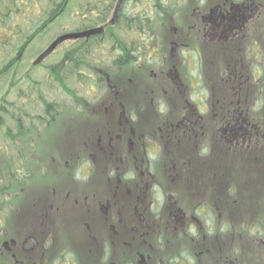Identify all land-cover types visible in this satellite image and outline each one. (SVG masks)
I'll use <instances>...</instances> for the list:
<instances>
[{"label":"flooded vegetation","instance_id":"flooded-vegetation-1","mask_svg":"<svg viewBox=\"0 0 264 264\" xmlns=\"http://www.w3.org/2000/svg\"><path fill=\"white\" fill-rule=\"evenodd\" d=\"M107 1L76 30L104 26L111 45L73 41L66 51L90 48L75 76H53L62 60L46 66L64 99L16 119L12 138L30 150L1 159L11 202L0 204V264H246L224 213L244 241L264 211V0H124L117 19L119 0ZM27 63L20 52L14 79L42 88L41 66ZM19 91L22 112L19 95L33 90ZM63 115L56 150L42 155L37 140Z\"/></svg>","mask_w":264,"mask_h":264},{"label":"rangeland","instance_id":"rangeland-1","mask_svg":"<svg viewBox=\"0 0 264 264\" xmlns=\"http://www.w3.org/2000/svg\"><path fill=\"white\" fill-rule=\"evenodd\" d=\"M109 1L110 0H108L106 3H108ZM95 2L96 0H22V9H20V14L17 12L14 13V11L11 13V17H13L14 20L13 23L11 25H0V47L4 46L7 41L10 42L9 44H7L8 47L0 48V66L2 64H7V62H9V60L11 59H16L20 53L23 43L27 42L29 39L32 42L30 41L31 43H29L28 47L24 49L23 59L28 61L27 66H30L31 62L35 60L39 53L46 49V47L55 37L62 33L76 30L83 24L81 20L84 18V16L88 14L94 15L93 11L96 7L94 6ZM82 3H84L83 6ZM57 10H62L63 13L59 12L55 15ZM52 11L53 14L51 13ZM91 22L94 21L91 20ZM43 24L47 25L44 26L41 32H37V29L42 27L41 25ZM116 33L121 39L125 37V34H121L118 30H116ZM141 36L143 35L141 34L140 30H134L132 32V42L140 43V39L142 38ZM101 43H104L103 45H111V35L108 34V36H106V38ZM72 44L74 43H63L48 58V60L43 63V65H40L41 68L39 67L40 69L36 71L39 73H36L35 76L34 74H32L33 78L41 81L42 88L37 87V89L34 90L33 85L31 84L35 83L33 80L30 81L31 83L29 81L19 83V75L16 77L17 79L13 80L12 70L8 76L0 79V98H2L4 95H7L8 93V95L6 96L8 101L5 102V105L2 106V103H0V107L4 108L7 111L6 113L0 111V115H2L1 118L3 120L2 123L4 125L0 128V148L3 152H5L4 155L11 159V162H13L14 165L18 164L19 161L28 158L30 147L21 146V151H19L16 148V145L18 146V144L12 142V139L9 137L8 130H11L12 133H14V131L16 130V119L19 116V113L22 117V121L26 120L27 123L29 122V120H31V118L26 116L27 113H31V115L41 114V98L45 97V100L52 99L53 101H57L61 98L64 99L63 97L66 96L64 92L65 90L61 89L60 85L51 76L46 66H48L50 62L59 61L65 54L66 50L72 47ZM101 50L102 48L98 50L95 49L92 53L95 54V57H91L90 59L97 58L98 54L103 53L101 52ZM23 69H25V66ZM12 80L13 83H11ZM28 84L33 90L32 96H30L33 102L32 104L28 105L27 99L30 97H23L22 94L24 92H21L22 94L19 95V98H21L22 101V112H19L17 111V106L15 104L18 93L20 92L19 88H21L23 91V87ZM66 84L68 85L69 94H73V91L79 90L76 78L67 79ZM29 91L31 92L30 89ZM67 98L68 101H71L70 95L67 96ZM11 103H13V106ZM32 108L36 110H33ZM35 121L38 120L35 119ZM67 122L68 119L66 118V116H61L56 122V130L54 131L55 126H52L50 131H46L44 135L37 140L36 146L39 145L40 148L42 147V155H45L47 150H56L59 134H61L60 132L63 128L62 125ZM24 198L26 197L21 195L18 198V201L19 199L23 200ZM259 201H264V193L259 195ZM233 215H236L240 218L241 212H233ZM258 216L264 218V211H261L259 215L256 214L257 219ZM244 218L248 220L247 212L244 213ZM226 220H228V216L225 212L224 225L226 224ZM230 230L231 228L224 226V231ZM244 230L247 232V234L251 231L254 232V230H252L250 227L244 228ZM251 240V235H247L244 241H240V249L238 248L237 251L233 250L232 254L235 256L239 251H241L242 258L246 264H264V236L260 238L258 244L260 247H262L261 256L257 252H248L249 248L254 247Z\"/></svg>","mask_w":264,"mask_h":264},{"label":"trees","instance_id":"trees-1","mask_svg":"<svg viewBox=\"0 0 264 264\" xmlns=\"http://www.w3.org/2000/svg\"><path fill=\"white\" fill-rule=\"evenodd\" d=\"M20 9H22L21 8V1L20 0H10V1L9 0H0V25H6V24L11 25L13 23V21H14L13 20V17H11V13L14 11V13L17 12V13L20 14V12H21ZM93 21L94 22H91V20H90L91 23H97V22L99 23L100 22V19H94ZM44 26L45 25H43L42 27H40L39 29H37V32H41V30H43ZM136 29H139V27H134L132 29V32L134 30H136ZM120 33L122 34L121 31H120ZM94 36H97V40L95 42H97V43L100 42L101 43L102 41H100V40L105 39L106 36H108V34L103 33V34L94 35ZM118 38H120L119 35H118ZM30 41L31 40L29 39L27 42H24L23 43V46H22L20 52H22L24 50V48H26L28 46V44L32 42V41L31 42ZM73 41H75V40H72L71 42H73ZM9 43L10 42L7 41L6 44L4 46H1L0 48L8 47L7 44H9ZM89 43H91V42H89ZM74 46L76 47L77 45L74 44ZM75 49L76 48H74V50L72 49V50L66 51L65 54L61 57L60 60L64 61V63L61 61V63L59 64V66L57 65V66H54V67L51 68V72H52L53 76L56 73L61 74V72H60L61 69L65 68L66 66H67V70L69 71V75L73 76V74H74V76H75V74L77 73L76 62L78 61V59L83 58V56L86 55V53L88 52V50L90 48H84V49H78V50H75ZM15 60H17V58L16 59H11V60H9V62H7V64H2L0 66V79H3L6 76H8L11 73V70H12V72H13L12 79L14 80V77H15L14 71H15V69L18 66L16 64L15 65L13 64V62ZM66 60H68V63L67 64L65 63ZM32 63L33 62H31V65H33ZM13 80H12L11 83H13ZM7 95H8V93H7ZM7 95H4L2 98H0V103H2V106L5 105V102L6 101H8L7 100V97H6ZM11 104L13 106V103H11ZM0 111L5 112V113L7 112L2 107H0ZM1 116L2 115H0V128L2 126H4L3 123H2L3 120L1 118ZM8 134H9V136H11L13 133H12L11 130H8ZM16 148L18 149V146L17 145H16ZM4 154L5 153L0 150V159H9ZM9 165L10 164H5V163H3L1 161L0 162V173L3 171V174H9L10 171H11V168L10 167L7 168V166H9ZM8 196L9 195H8V192H6V188L3 187V185H0V204H5V203L8 204V203H10L11 201H9V200L6 199Z\"/></svg>","mask_w":264,"mask_h":264},{"label":"water","instance_id":"water-1","mask_svg":"<svg viewBox=\"0 0 264 264\" xmlns=\"http://www.w3.org/2000/svg\"><path fill=\"white\" fill-rule=\"evenodd\" d=\"M122 2L123 0H119L117 11H116L117 12L116 18L118 16V10L120 9ZM103 30H104L103 27H96V28H92V29H89L83 32H71V33L60 35L48 46V48L43 53L39 55V57L36 59V62L43 61L65 40L72 39V38H80L84 36L89 37L92 34L101 33L103 32Z\"/></svg>","mask_w":264,"mask_h":264},{"label":"clouds","instance_id":"clouds-1","mask_svg":"<svg viewBox=\"0 0 264 264\" xmlns=\"http://www.w3.org/2000/svg\"><path fill=\"white\" fill-rule=\"evenodd\" d=\"M86 168H87V165H85V169H86ZM76 179H78V180H79V179H87V176L85 175V176L82 177V176L80 175V173L78 172L77 175H76Z\"/></svg>","mask_w":264,"mask_h":264}]
</instances>
